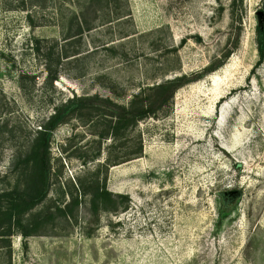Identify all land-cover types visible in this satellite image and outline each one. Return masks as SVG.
Returning a JSON list of instances; mask_svg holds the SVG:
<instances>
[{"label":"rangeland","instance_id":"rangeland-1","mask_svg":"<svg viewBox=\"0 0 264 264\" xmlns=\"http://www.w3.org/2000/svg\"><path fill=\"white\" fill-rule=\"evenodd\" d=\"M17 1L0 0V192L55 107L98 99L48 132L45 195L24 216L37 233L0 239V264H264V0H124L130 17L70 44L64 0ZM177 76L155 115L116 139L113 106L151 101ZM94 180L128 209L93 214ZM75 197L68 216H48Z\"/></svg>","mask_w":264,"mask_h":264},{"label":"trees","instance_id":"trees-1","mask_svg":"<svg viewBox=\"0 0 264 264\" xmlns=\"http://www.w3.org/2000/svg\"><path fill=\"white\" fill-rule=\"evenodd\" d=\"M16 4H10V9H20L29 11L32 8L44 9L48 7V0H19ZM64 5L68 7L70 15L67 17L66 43L70 44L75 40L82 39L83 36L111 25L113 22H119L130 17V13L122 8L124 0H64ZM31 19V17L29 16ZM127 37L124 35L122 38ZM120 39V38H119ZM115 40H109L107 44L114 45ZM256 45L259 54V61L264 60V21L256 26ZM78 52L63 51L62 58L67 59L76 56ZM216 67L210 69L213 71ZM46 81L52 84L57 80V72L51 68V64H46ZM185 80L183 77H175L162 83L152 86L151 90L156 91L157 97L151 101L145 100L139 94L133 96L132 100L126 105L113 106V135L116 139H121L123 132L130 126L136 127L138 122L155 115L156 111L165 103L162 96L166 93L169 97L180 87ZM172 97V96H171ZM98 99L89 96H73L68 100L67 105L55 107L47 121L37 131V135L32 141L29 149L16 156L14 161L15 171L20 178L16 186L10 190L0 192V239H9L13 234L19 233L24 237L35 235L37 233L34 215L24 220V216L31 211L44 197L45 187L48 179V132H53L54 128L64 123L76 111L83 109L89 111L93 109L94 101ZM94 110V109H93ZM80 115H82L80 113ZM142 152V145L139 144L134 150L126 154H120L115 157L114 165L134 159ZM92 186V192L89 194V208L93 214L99 210L108 211L117 214L128 209V202L122 201L126 196L119 193H113L106 189L104 183L99 185L97 180ZM83 187V186H82ZM85 194L86 191L84 190ZM125 203V206H123ZM78 205V199L72 198L64 205L55 206L48 210V216L63 215L68 216L71 210ZM25 221V222H24Z\"/></svg>","mask_w":264,"mask_h":264},{"label":"water","instance_id":"water-1","mask_svg":"<svg viewBox=\"0 0 264 264\" xmlns=\"http://www.w3.org/2000/svg\"><path fill=\"white\" fill-rule=\"evenodd\" d=\"M258 23L261 24L262 21H264V13H262L261 11L258 12Z\"/></svg>","mask_w":264,"mask_h":264}]
</instances>
